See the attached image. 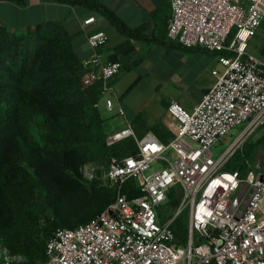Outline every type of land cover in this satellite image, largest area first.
I'll return each instance as SVG.
<instances>
[{
    "label": "built area",
    "instance_id": "obj_1",
    "mask_svg": "<svg viewBox=\"0 0 264 264\" xmlns=\"http://www.w3.org/2000/svg\"><path fill=\"white\" fill-rule=\"evenodd\" d=\"M169 2L168 37L184 47L220 53V68L212 70L216 80L191 110L169 103L167 142L148 133L135 139V153L109 159L104 178L116 189L115 199L89 221L57 228L40 264H264V167L256 161L245 175L225 169L247 136L264 125V56L247 50L264 19V0ZM93 21L91 16L84 23ZM107 40L104 31L88 35L93 52L82 67L83 82L101 83L104 106L111 111L113 101L106 94L121 63L102 59L98 48ZM242 123L244 128L214 158L212 146L227 140L229 131ZM127 136L134 137L130 125L108 135L107 142ZM156 161L161 166L153 168ZM129 177L138 178L141 195L127 197L121 191ZM173 185L180 188L175 214L189 207L184 244L175 242L170 227L174 217L161 223L156 212ZM23 260L1 247L0 264Z\"/></svg>",
    "mask_w": 264,
    "mask_h": 264
},
{
    "label": "trees",
    "instance_id": "obj_2",
    "mask_svg": "<svg viewBox=\"0 0 264 264\" xmlns=\"http://www.w3.org/2000/svg\"><path fill=\"white\" fill-rule=\"evenodd\" d=\"M57 1L84 4L123 32L131 31L96 0ZM85 73L62 24H38L22 34L0 26V249L6 246L25 255V264L46 260V242L57 228L87 222L115 199L116 189L85 179L82 166L91 161L108 164L112 156L137 150L133 136L107 142L99 106L101 83L85 84ZM169 137L165 133L162 141ZM247 156L245 152L239 157L235 151L225 169L245 175ZM121 191L127 197L141 195L138 178H127ZM179 198L180 188L171 186L165 202L172 216ZM74 201L79 214L73 224L62 226L51 218L52 212ZM180 214L170 227L175 242L184 244L188 221Z\"/></svg>",
    "mask_w": 264,
    "mask_h": 264
},
{
    "label": "crops",
    "instance_id": "obj_3",
    "mask_svg": "<svg viewBox=\"0 0 264 264\" xmlns=\"http://www.w3.org/2000/svg\"><path fill=\"white\" fill-rule=\"evenodd\" d=\"M96 1L109 8L131 31L123 32L107 16L84 4L57 0H0V26L22 34L38 24L60 23L72 36L80 60L93 52L88 35L104 31L108 40L98 52L104 61L115 59L121 63L106 94L113 101V109L108 111L101 102L99 105L110 117L108 135L130 125L135 139L149 133L164 142L165 133L171 137L169 103L175 101L191 110L214 84L212 70L220 68V53L184 47L168 37L169 0ZM91 16L94 21L85 24L84 20ZM263 22L264 19L247 44L248 52L258 57L264 56ZM259 30L263 32L261 40L250 46Z\"/></svg>",
    "mask_w": 264,
    "mask_h": 264
},
{
    "label": "rangeland",
    "instance_id": "obj_4",
    "mask_svg": "<svg viewBox=\"0 0 264 264\" xmlns=\"http://www.w3.org/2000/svg\"><path fill=\"white\" fill-rule=\"evenodd\" d=\"M262 25H264V22ZM262 33H263L262 30H259V34H258L259 36L253 37V40L250 41V46H252L256 40L257 41L261 40V37H262L261 34ZM232 34H233V32L229 35V38H228L229 40L231 39ZM217 59H218V57H217ZM102 103H104V101H101V105H102ZM101 112L105 117L103 128L107 132L111 129L110 117H107L104 114V112L102 111V108H101ZM244 126H245V123H242L240 125L233 127L229 131L230 136L227 140H225L223 142H219V143L215 144L214 146H212L211 151H212V155L214 158L219 156L221 154V152H223L226 149V147L234 140V138L238 135L240 130L242 128H244ZM245 152H247L249 154V156L244 157V159L247 158L246 161H247V167L248 168H253L254 163L256 161H259L261 166L264 167V125L256 128L252 133H250L247 136L245 141L238 147L237 156L242 157V156H244ZM166 154L169 156L170 152H167ZM231 160L235 161L236 156L234 155ZM159 166H161V162H159V161L152 163L153 168H157ZM106 167H107V163L105 161L104 162H98V161L86 162L82 166L83 176L88 181H91V180L95 181L99 185H103V184L108 185V183L106 182V180L104 178V171L106 170ZM150 171H151V169L147 170L146 174L150 173ZM108 186H110V185H108ZM81 197H80V200H81ZM82 199H83V197H82ZM177 209H178V207H177ZM177 209H176V212H177ZM156 212L158 215V221L161 223L166 222L167 220L175 217L176 215L180 214V212H181V214H180L181 217L186 215L187 221L189 218V207L188 206L184 207L181 211H179L177 214H174V216H172L173 210L169 206V204L165 201L160 203L156 207ZM47 213L50 214L49 212H47ZM78 214H79L78 202L74 201L71 204H68L67 207H62L61 210L55 211L54 213L52 212V214H50V216L57 223L61 224L62 226H64V225L66 226V224H69V223L73 224V222H74L73 220L77 217ZM21 255L24 259L21 263L25 264L27 258L25 255H23V254H21Z\"/></svg>",
    "mask_w": 264,
    "mask_h": 264
}]
</instances>
